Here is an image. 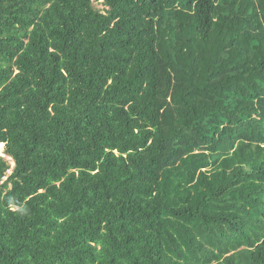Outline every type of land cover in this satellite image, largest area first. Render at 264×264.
<instances>
[{
  "label": "trees",
  "instance_id": "16d2710c",
  "mask_svg": "<svg viewBox=\"0 0 264 264\" xmlns=\"http://www.w3.org/2000/svg\"><path fill=\"white\" fill-rule=\"evenodd\" d=\"M94 1L0 0V264H264V0Z\"/></svg>",
  "mask_w": 264,
  "mask_h": 264
},
{
  "label": "rangeland",
  "instance_id": "374dc122",
  "mask_svg": "<svg viewBox=\"0 0 264 264\" xmlns=\"http://www.w3.org/2000/svg\"><path fill=\"white\" fill-rule=\"evenodd\" d=\"M101 1H102V0H95V1H94L95 6H97V7H99V8H103L104 5L101 3ZM3 149H4V146H2V147L0 146V152L3 151ZM12 165H14L13 162H12Z\"/></svg>",
  "mask_w": 264,
  "mask_h": 264
},
{
  "label": "bare ground",
  "instance_id": "6f19581e",
  "mask_svg": "<svg viewBox=\"0 0 264 264\" xmlns=\"http://www.w3.org/2000/svg\"><path fill=\"white\" fill-rule=\"evenodd\" d=\"M0 146H4V143H0ZM0 154H3V151H1Z\"/></svg>",
  "mask_w": 264,
  "mask_h": 264
}]
</instances>
